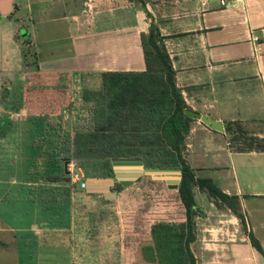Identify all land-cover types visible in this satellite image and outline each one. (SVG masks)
Wrapping results in <instances>:
<instances>
[{
  "label": "crops",
  "instance_id": "1",
  "mask_svg": "<svg viewBox=\"0 0 264 264\" xmlns=\"http://www.w3.org/2000/svg\"><path fill=\"white\" fill-rule=\"evenodd\" d=\"M22 18L31 22L21 38L35 62L28 74L34 95L51 88L55 97L39 124L60 125L58 117L68 116L75 131L93 128L82 95L102 87L103 72L146 69L142 35L157 25L189 108L223 123L215 130L194 118L186 159L197 176L237 196L245 218L244 224L196 189L203 213L191 247L198 264H264V0H0V25L11 26L13 38ZM232 126L245 132L237 141ZM75 131L53 141L61 144ZM46 177L30 198L20 185L5 198L11 183L0 180V264L107 262L113 224L100 210L114 208L118 198L89 193L73 173L70 182Z\"/></svg>",
  "mask_w": 264,
  "mask_h": 264
},
{
  "label": "trees",
  "instance_id": "2",
  "mask_svg": "<svg viewBox=\"0 0 264 264\" xmlns=\"http://www.w3.org/2000/svg\"><path fill=\"white\" fill-rule=\"evenodd\" d=\"M131 1L146 3V0ZM142 42L146 69L105 71L99 90H84L82 97L92 111L93 128L72 133L65 140L68 143L58 148L57 155L51 154L52 164L57 167L59 159H69L86 178L113 177L115 157H142L148 167H180L182 178L178 189H169L163 180L166 193L176 198L175 212L153 213L148 205L140 208L139 219L135 217L129 230L121 233L120 262L198 264L191 244L196 239V219L203 212L198 206L195 190L207 193L219 208H230L245 224L244 214L237 196L222 191L211 178L197 176L186 159V137L194 118L185 112L189 106L177 86L164 36L155 23L152 22L149 34L142 35ZM239 127L238 132L231 127L232 140H239L238 136L245 133ZM37 154L39 158L44 156L42 149ZM45 179L50 183L71 181L66 170H55ZM138 180L127 188L116 183L113 189L118 192L119 201L121 190L134 187ZM152 214L157 219L144 230ZM135 238H145L152 244L142 246L133 242ZM251 240L262 251L258 240L255 237Z\"/></svg>",
  "mask_w": 264,
  "mask_h": 264
},
{
  "label": "rangeland",
  "instance_id": "3",
  "mask_svg": "<svg viewBox=\"0 0 264 264\" xmlns=\"http://www.w3.org/2000/svg\"><path fill=\"white\" fill-rule=\"evenodd\" d=\"M21 21V25L24 26H21V30L16 33L14 38L11 26L8 28L4 25L6 29L3 30L2 25H0V36L3 38H0V180L4 178L5 182L12 184L8 183L10 187L6 190L5 198L8 194H13L12 189L15 185L23 187L22 197L27 196V198H30V190H33L34 186L39 184L45 174L48 176L55 170H65V161L58 158L60 161L57 159L59 167L58 165L56 167L52 164L51 154L55 153L57 155V150H60L58 148L68 142L65 141L66 137L64 143L61 142V144L53 140L58 136L76 130L75 127L69 126L71 123L68 121V116L58 117L60 125L53 124L51 121H46L47 126L39 124L43 121H38V118H48L45 109L50 106L49 104L55 97L51 88H49V91H44L45 93L37 92L34 95L32 79L35 78L32 74H28L30 67L35 62L32 55H29L30 48L27 42L21 38V36L25 38L29 34L25 26H31V22L26 18H22ZM21 51L24 55H22V61L19 56ZM52 85L53 83L50 82L47 87ZM92 87L93 85L89 86V88ZM23 106L24 111L21 115L19 109ZM90 116L92 117V113ZM38 139L40 142L37 141ZM42 148L47 149L48 153H43L44 156L39 158L37 152ZM74 166L75 164L72 162L68 165L70 171L68 174L71 176ZM14 171H17L16 177ZM126 188L121 190L119 202L109 200L114 201V208L109 210L101 208L100 210L101 215L106 214L107 217H110L108 224H113L108 238L112 249L110 248L111 253L108 256V261L103 262V264H121V233L129 230L128 226H131L129 224L131 221L134 222L135 217L137 220L139 219L140 208L148 205L153 213L159 212L161 214H164L165 211L175 212L173 209L177 208L176 198L171 193H166V184L163 180L153 179L151 176L149 178L141 177L134 187ZM82 204L87 206L86 203ZM156 219L155 215L152 214L148 218V225H146V228L144 227V230H148L152 226V221ZM137 224L139 225V223ZM108 228L106 227V232H108ZM133 242H138L142 246L152 244L145 238H135Z\"/></svg>",
  "mask_w": 264,
  "mask_h": 264
},
{
  "label": "water",
  "instance_id": "4",
  "mask_svg": "<svg viewBox=\"0 0 264 264\" xmlns=\"http://www.w3.org/2000/svg\"><path fill=\"white\" fill-rule=\"evenodd\" d=\"M8 6V1L4 5ZM5 8V12L8 10ZM192 118L201 120L207 126L215 130H223L221 121L210 118L198 111L187 108L185 110ZM229 135L231 133L229 132ZM70 160L65 161V168L68 171ZM113 177H88L86 178L87 191L89 193L101 194L106 200L117 199L118 192L113 189L115 182H120L124 187L131 185L134 181L143 176H151L153 179L165 180L170 189H178L182 178L180 167H148L145 166L142 157L126 156L113 158Z\"/></svg>",
  "mask_w": 264,
  "mask_h": 264
},
{
  "label": "built area",
  "instance_id": "5",
  "mask_svg": "<svg viewBox=\"0 0 264 264\" xmlns=\"http://www.w3.org/2000/svg\"><path fill=\"white\" fill-rule=\"evenodd\" d=\"M220 2L222 4H226L227 0H220ZM73 173L77 179H83V180H81V187L86 189V186H87L86 177L84 176V173L82 172V170H80L78 167L74 166Z\"/></svg>",
  "mask_w": 264,
  "mask_h": 264
},
{
  "label": "flooded vegetation",
  "instance_id": "6",
  "mask_svg": "<svg viewBox=\"0 0 264 264\" xmlns=\"http://www.w3.org/2000/svg\"><path fill=\"white\" fill-rule=\"evenodd\" d=\"M116 183H117V181L115 182V185H114V187L116 186ZM114 187H113V188H114Z\"/></svg>",
  "mask_w": 264,
  "mask_h": 264
}]
</instances>
